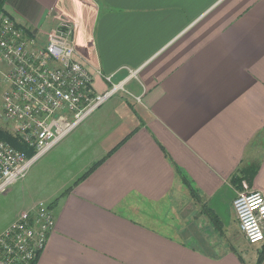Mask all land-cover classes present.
I'll use <instances>...</instances> for the list:
<instances>
[{"label": "crops", "instance_id": "0c3cea01", "mask_svg": "<svg viewBox=\"0 0 264 264\" xmlns=\"http://www.w3.org/2000/svg\"><path fill=\"white\" fill-rule=\"evenodd\" d=\"M1 11L43 39L70 21L96 93L123 85L137 100L120 98L100 155L39 199L55 203V227L36 264H258L264 243L241 233L232 179L255 164L244 181L264 194V0H6ZM180 191L196 210L177 234L132 216Z\"/></svg>", "mask_w": 264, "mask_h": 264}, {"label": "built area", "instance_id": "2783aa9c", "mask_svg": "<svg viewBox=\"0 0 264 264\" xmlns=\"http://www.w3.org/2000/svg\"><path fill=\"white\" fill-rule=\"evenodd\" d=\"M74 37L70 21H62L43 39L0 11V74L8 84L2 118L10 133L34 151L28 158L0 138V194L123 90L119 85L96 93L94 76L82 62ZM242 186L234 201L239 227L250 245H259L264 243V194L245 181ZM54 227V215L44 201L21 213L0 232V264H34Z\"/></svg>", "mask_w": 264, "mask_h": 264}, {"label": "rangeland", "instance_id": "374dc122", "mask_svg": "<svg viewBox=\"0 0 264 264\" xmlns=\"http://www.w3.org/2000/svg\"><path fill=\"white\" fill-rule=\"evenodd\" d=\"M3 78L0 74V128L10 133L9 126L3 122L2 118L3 97L8 88ZM125 92L124 88L110 98L72 133L34 162L24 179L12 184L5 193L0 194V232L9 226L15 220L16 214L25 210L28 204L33 207L40 202L39 199L45 200L44 198H47L51 190L58 189L61 182L71 176L69 172L74 174L84 164L100 155V151H96L95 141L104 137L106 129H111L122 118L120 98L124 97L137 102L134 97ZM124 105L127 106V104ZM128 105L130 106L127 108H134L136 104ZM147 206V215L155 218L151 216L144 218L132 213L129 215L132 214L134 218L141 219L149 226L170 235L177 234V230L181 228L182 217L186 214V210L191 209L193 212L196 210L193 205L191 206V200L183 191L178 192L161 205L155 206L156 210H153V206ZM189 243L194 246L198 245L192 240Z\"/></svg>", "mask_w": 264, "mask_h": 264}, {"label": "trees", "instance_id": "16d2710c", "mask_svg": "<svg viewBox=\"0 0 264 264\" xmlns=\"http://www.w3.org/2000/svg\"><path fill=\"white\" fill-rule=\"evenodd\" d=\"M5 1L6 0H0V11L3 8ZM0 138L2 140H4L5 142L9 143L16 150L24 152L28 158H32L33 157L34 151L31 148H29L26 144L21 142L17 137H14L10 133L6 132L3 128H0ZM102 162H103V160H101L98 163L94 164L85 174H83L75 182V184H79L80 182L85 180ZM256 171H257L256 170V165L253 164V166H250V169H248V171L247 170L239 171V173L233 177L232 182L234 184L242 185L244 180H247L250 177H254L253 174H255ZM178 173L181 175L180 171H178ZM181 177H182V180L184 181L185 185L189 188L191 196H193V198H196L198 191L196 189H194L195 187L192 185V183L186 177H184L183 175H181ZM70 191H71V189L69 188L67 191H65L63 193V195H66ZM54 205H55V203H52L50 205V207H53ZM263 259H264V248H263L262 252L260 253L258 264H260L263 261ZM36 262H37V260H36ZM36 262L34 264H36Z\"/></svg>", "mask_w": 264, "mask_h": 264}]
</instances>
